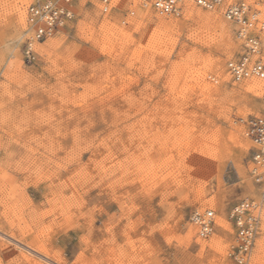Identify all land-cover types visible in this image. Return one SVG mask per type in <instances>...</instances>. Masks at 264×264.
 <instances>
[{"label": "rangeland", "instance_id": "rangeland-1", "mask_svg": "<svg viewBox=\"0 0 264 264\" xmlns=\"http://www.w3.org/2000/svg\"><path fill=\"white\" fill-rule=\"evenodd\" d=\"M30 1L0 0V264H238L227 214L260 193L238 119L264 115V98L260 81L227 70L243 48L223 11L244 1L264 20V0L178 16L142 0L106 12L75 0L73 20L28 60ZM191 8L217 14L229 38H196ZM101 26L113 35L105 51ZM206 209L202 238L191 215ZM263 244L264 206L245 264H264Z\"/></svg>", "mask_w": 264, "mask_h": 264}, {"label": "built area", "instance_id": "built-area-1", "mask_svg": "<svg viewBox=\"0 0 264 264\" xmlns=\"http://www.w3.org/2000/svg\"><path fill=\"white\" fill-rule=\"evenodd\" d=\"M74 1H30L26 7L27 37L24 42V54L28 60L34 57L33 49L35 43H40L50 38L73 20L72 5ZM98 1L102 3L103 11H106L109 6L108 0ZM146 1L160 15L178 16L187 4L210 9L221 0ZM253 15V8L245 5L242 1L229 5L223 13L226 20L241 26V29L237 30L236 38L241 42L243 52L238 58L231 59L226 64L230 76L236 82L243 80L247 75H253L264 80V58L259 57L258 51L259 44L263 43L261 41L264 38V26ZM253 27L255 29L258 28V33L255 35L246 33V31L249 32L250 29H254ZM262 96L264 98V91ZM238 122L244 126V131L253 144L250 158V174L254 183L260 188L256 204L252 199H243L235 204L227 214V220L236 229L235 242L229 248V256L236 263L245 264L250 258L259 225L258 216H255L252 209L255 207V209H258L264 204V115H250L245 117V119L239 118ZM191 221L198 226V236L205 238L210 234L212 228V211H205L199 217L191 216Z\"/></svg>", "mask_w": 264, "mask_h": 264}, {"label": "bare ground", "instance_id": "bare-ground-1", "mask_svg": "<svg viewBox=\"0 0 264 264\" xmlns=\"http://www.w3.org/2000/svg\"><path fill=\"white\" fill-rule=\"evenodd\" d=\"M77 1V0H76ZM85 1V0H84ZM89 1H92V0H89ZM98 1V0H97ZM224 0H221L217 5H215V6H213L212 8H210V9H207V10H212V9H214V8H216V7H218L219 5H221L222 4V2H223ZM99 2V1H98ZM108 2H109V5L111 4V2H110V0H108ZM245 5H248V6H250L249 4H247L246 2H244V1H242ZM82 3V2H81ZM100 3V6H101V11L102 12H106V11H103V5H102V3L101 2H99ZM142 4L144 5V6H147V5H150L151 6V4L150 3H148L146 0H142ZM187 5H192V4H187ZM229 5H231V4H229ZM229 5H227L226 7H225V9L226 8H228V6ZM195 6V5H194ZM109 7V6H108ZM251 7V6H250ZM202 8V7H201ZM192 9V8H191ZM205 9V8H204ZM225 9H224V11H225ZM21 11V10H20ZM224 11H223V13H224ZM253 11H254V15L253 16H255V17H257V20H258V22L260 21L261 23H262V25L264 26V20H261V19H259V17H258V15H259V12H257L255 9H253ZM207 12V11H206ZM206 12H202L201 10H198V9H192V10H190V9H188V11H186L185 12V17H187V19L188 18H190L191 20H193V21H195V22H198V23H201L200 24V26H199V28H198V30H197V32L195 33V35L197 36H200V37H203V36H205V35H207V36H209V37H213V36H215L214 35V33H216V31L218 32V34H219V36H227L228 37V28L226 27L227 25L226 24H224L221 20H219V16L217 15V14H214V13H206ZM149 13V12H148ZM22 14V13H21ZM20 14V15H21ZM146 14V13H145ZM146 16V15H145ZM152 14L151 13H149V14H147V20L149 21V22H153L152 21ZM156 17V16H155ZM154 17V18H155ZM89 18V17H88ZM189 19V20H190ZM167 20V19H166ZM171 20V19H170ZM169 20V21H170ZM173 20V19H172ZM185 20V19H184ZM226 20V19H225ZM91 21V20H90ZM174 21V20H173ZM227 21H229V20H227ZM105 22V21H104ZM231 22V21H230ZM94 23V22H93ZM96 23H98V22H96ZM156 23L157 24H159V25H168V22L167 21H165V19L162 17V18H156ZM171 23V22H170ZM173 23V22H172ZM257 23V22H256ZM105 24V23H104ZM103 24V25H104ZM233 24H235L236 25V33H237V30H240L241 29V26H239L238 24H236V23H233ZM100 25H102V24H100ZM175 25V24H174ZM199 25V24H198ZM99 26V25H98ZM172 26H173V24H172ZM172 26H171V28H172ZM253 26V25H252ZM257 26H258V23H257ZM114 27V26H113ZM254 28V27H253ZM101 29H103L102 31H104V39H106V41L103 43V42H101V47L99 46V48H101L103 51H105V49H107L108 48V50H109V48L110 47H113V46H111L112 44H113V35H112V32H111V29H110V27L108 28L107 26L106 27H102L101 26ZM228 29V30H227ZM255 29V28H254ZM254 29H250V31L249 32H247L246 31V33H248V34H256V33H258V28H256L255 30ZM26 31H27V29H26ZM113 31V30H112ZM125 31V30H124ZM116 32V31H115ZM27 33V32H26ZM153 33V32H152ZM229 33H231V32H229ZM56 34V33H55ZM54 34V35H55ZM114 34V33H113ZM53 35V36H54ZM115 36V35H114ZM160 34H157V33H153L151 36H149L150 38H148V40H149V43L151 42V45H149L150 47H152V49L153 48H156L157 46V43H158V40H160ZM198 36L196 37V38H198ZM230 36H231V34H230ZM237 36V35H236ZM52 37V36H51ZM50 37V38H51ZM194 37V36H193ZM192 37V38H193ZM259 37H261V36H259ZM217 38V37H216ZM229 38V37H228ZM48 39V38H47ZM100 39V38H99ZM104 39H103V41H104ZM263 40L261 41V42H263V43H260L259 44V48H258V51H259V57L260 58H264V38H262ZM120 40V39H119ZM166 41V40H165ZM258 41V40H257ZM128 42H129V40H128ZM162 42V41H161ZM125 43V42H124ZM141 44V43H140ZM35 45H36V43H35ZM34 45V46H35ZM100 45V44H99ZM227 46V45H226ZM147 47V46H146ZM124 48V47H123ZM126 48V47H125ZM107 51V50H106ZM153 51V50H152ZM243 52V51H242ZM159 54V53H158ZM187 54V53H186ZM145 55V54H144ZM192 56V55H191ZM258 56V55H257ZM182 60V59H181ZM187 60V59H186ZM229 61H231V60H229ZM229 61H227V63L229 62ZM184 62V61H183ZM226 63V64H227ZM206 64V63H205ZM211 64V62L209 61L208 63H207V66H209ZM213 64V63H212ZM201 65V64H200ZM195 66V65H194ZM192 67V66H191ZM197 69V68H196ZM198 70V69H197ZM192 74V73H191ZM198 74V73H197ZM218 74V73H217ZM248 74V73H247ZM186 75V74H185ZM188 75V74H187ZM247 78H255L256 80H258V81H260L261 83H262V90H261V94L263 93V91H264V80L263 79H259L258 77H255V76H253V75H247V77H245V78H243V79H247ZM184 80V79H183ZM258 81H255V80H249L248 79V81H247V89H249V88H256V85L257 84H259L258 83ZM191 82V81H190ZM194 83V82H193ZM198 86V85H197ZM206 87V86H205ZM206 89V88H205ZM192 91V90H191ZM202 91V90H201ZM204 91V90H203ZM181 92V91H180ZM206 92V91H205ZM224 103V102H223ZM230 103V102H229ZM241 119H245V118H241ZM231 134H233V140L235 141V142H238V141H241V139H242V137H239L238 136V134L237 133H235V132H231ZM244 134H245V136L247 137V135H246V133H245V131H244ZM248 138V137H247ZM249 139V138H248ZM239 143V142H238ZM240 145V144H239ZM238 145V147H240ZM243 145H245L244 143H243ZM114 158V157H113ZM185 158V157H184ZM87 161V160H86ZM171 161V160H170ZM94 169V168H93ZM91 171V170H90ZM71 174V173H70ZM259 197V196H258ZM254 202H255V204H256V202H257V199L255 200V199H252ZM197 201H199V202H201L202 200H199V199H197ZM202 204V203H201ZM205 205V204H204ZM208 205H210L209 203H208ZM212 205V204H211ZM254 206V205H253ZM264 206V204L260 207V208H258V209H252L253 211H254V214H255V216L257 217L258 216V219L260 220V211H261V209H262V207ZM205 211H211V210H208V209H206V210H203V211H198V210H196V211H194L193 213H192V215L191 216H197V217H199V216H201V215H203L204 214V212ZM252 211V212H253ZM212 217H213V212H212ZM258 220V221H259ZM196 225V224H195ZM212 226H213V223H212ZM196 227H197V233H198V226L196 225ZM212 232V228H211V231H210V233ZM194 234V233H193ZM210 235V234H209ZM207 237V236H206ZM255 240V239H254ZM213 241V240H212ZM218 241H219V238H215L214 239V243H216V244H218ZM213 243V242H212ZM263 246H264V244H263ZM262 246V247H263ZM264 248V247H263ZM43 249V248H42ZM46 249V248H45ZM45 249H43V250H45ZM50 251V250H49ZM48 251V252H49ZM252 251V250H251ZM262 251V250H261ZM264 251V250H263ZM259 253V252H258ZM263 254V253H262ZM43 255V254H42ZM55 255V254H54ZM251 255V254H250ZM258 255H260V254H258ZM258 255H257V257H258ZM51 256H52V254H51ZM256 257V258H257ZM260 258H261V255L259 256ZM258 259L259 258H257V262H258ZM263 260V259H262ZM41 261V260H40ZM53 261V260H52ZM263 262V261H262ZM256 263V262H255ZM259 263V262H258ZM257 264V263H256Z\"/></svg>", "mask_w": 264, "mask_h": 264}]
</instances>
